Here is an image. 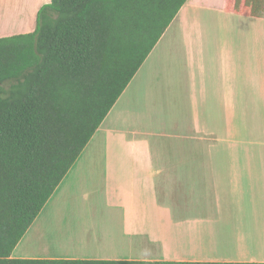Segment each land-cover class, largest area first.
Masks as SVG:
<instances>
[{
	"label": "crops",
	"instance_id": "1",
	"mask_svg": "<svg viewBox=\"0 0 264 264\" xmlns=\"http://www.w3.org/2000/svg\"><path fill=\"white\" fill-rule=\"evenodd\" d=\"M49 2L0 0V37L32 32ZM224 6L184 3L86 145L100 157L80 155L47 201L59 232L44 235L41 210L11 258L264 263V19ZM175 40L183 52L168 103L190 116L171 144L131 120L176 86L152 69ZM125 147L128 158L115 157ZM141 147L152 157H136ZM95 180L102 207L59 211L60 196Z\"/></svg>",
	"mask_w": 264,
	"mask_h": 264
},
{
	"label": "trees",
	"instance_id": "2",
	"mask_svg": "<svg viewBox=\"0 0 264 264\" xmlns=\"http://www.w3.org/2000/svg\"><path fill=\"white\" fill-rule=\"evenodd\" d=\"M186 1L50 0L0 37V264H264L11 258ZM224 10L264 19V0Z\"/></svg>",
	"mask_w": 264,
	"mask_h": 264
},
{
	"label": "rangeland",
	"instance_id": "3",
	"mask_svg": "<svg viewBox=\"0 0 264 264\" xmlns=\"http://www.w3.org/2000/svg\"><path fill=\"white\" fill-rule=\"evenodd\" d=\"M180 40H175L173 43V50L171 52L165 53V55L162 56V52L160 53V56L153 61L152 69H153V75L158 71V79L159 82L162 83H169V86L176 84V86H173L171 88H162L161 97L162 101L158 102V97H155V101L152 103L146 102L149 107L148 111L149 114H139L138 118L131 120L135 125L137 124V127L151 131L153 130V133H157L160 131V133L163 134H169V136L176 135L178 125L176 122L179 120H187L188 116L190 114H173L175 111H178V107L174 105V103H168V101L172 99H176V91H177V82H178V75L179 72L177 71L178 63L181 59L182 52H183V44ZM179 60V61H178ZM146 61V60H145ZM148 62V61H147ZM170 106V113L168 111V108ZM162 107H165L164 114H162ZM161 109V114H158L159 109ZM176 129V130H175ZM176 131V132H175ZM152 133V134H153ZM152 138L156 139L157 137H153L155 135H152ZM157 135V134H156ZM174 138L170 139L167 138L168 142L171 144H174L178 142L177 138L173 136ZM166 141V138H164ZM167 142V143H168ZM128 148L125 147L123 151L121 152V155H116L115 157H123L128 158L127 156V150ZM93 147L89 145V147L85 148L80 155L83 159H98L101 155L100 147L95 148L93 151ZM136 157L141 158H149L152 157L151 153L147 151L146 149H143L142 147L138 150V153H136ZM131 157V156H130ZM101 182L98 180H95L93 183L89 182V187L85 189V191H81V189L76 190V193L68 194L65 193L63 196H60L58 198V205H59V211H75V210H83L86 208H95L98 209L103 206L104 204V195H101L99 190V185ZM47 205V206H46ZM45 205V207L41 211V218L39 221L40 226H44L45 228V236L50 237L59 231V227H55L51 221V207H53V202L48 203ZM102 205V206H100ZM60 214V213H59ZM58 215V214H57ZM56 215V216H57ZM60 220H58V223H64V215H59ZM69 221V220H68ZM72 223V222H71ZM69 225V224H67ZM39 237L34 238L33 240H37ZM44 240V239H42ZM41 240H37L38 246L41 245ZM42 246V245H41ZM61 249H67L65 247H68L66 245H63ZM59 249V247H58Z\"/></svg>",
	"mask_w": 264,
	"mask_h": 264
}]
</instances>
